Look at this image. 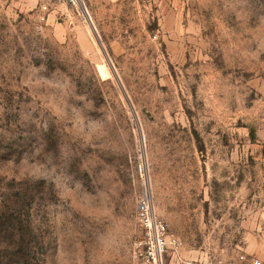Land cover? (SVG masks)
Returning <instances> with one entry per match:
<instances>
[{
  "label": "rangeland",
  "instance_id": "1",
  "mask_svg": "<svg viewBox=\"0 0 264 264\" xmlns=\"http://www.w3.org/2000/svg\"><path fill=\"white\" fill-rule=\"evenodd\" d=\"M264 263V0H0V264Z\"/></svg>",
  "mask_w": 264,
  "mask_h": 264
},
{
  "label": "built area",
  "instance_id": "2",
  "mask_svg": "<svg viewBox=\"0 0 264 264\" xmlns=\"http://www.w3.org/2000/svg\"><path fill=\"white\" fill-rule=\"evenodd\" d=\"M44 11H54L58 6L79 7L82 0H40ZM136 218L142 233V240L139 242L142 251L140 257L146 263L158 264L167 247V226L158 219L153 208V198L149 189L145 188L141 193L137 206ZM252 264H264L255 261Z\"/></svg>",
  "mask_w": 264,
  "mask_h": 264
}]
</instances>
